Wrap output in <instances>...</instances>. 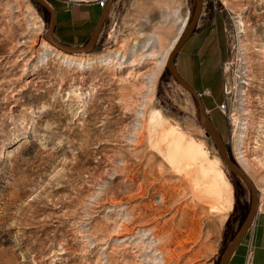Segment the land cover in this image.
<instances>
[{"label":"rangeland","instance_id":"1","mask_svg":"<svg viewBox=\"0 0 264 264\" xmlns=\"http://www.w3.org/2000/svg\"><path fill=\"white\" fill-rule=\"evenodd\" d=\"M48 1L57 18L96 2ZM114 1L95 48L69 53L35 0H0V264H219L248 216L249 184L166 65L195 0ZM203 2L176 66L250 163L264 143V0ZM252 180L246 264L264 244Z\"/></svg>","mask_w":264,"mask_h":264},{"label":"water","instance_id":"2","mask_svg":"<svg viewBox=\"0 0 264 264\" xmlns=\"http://www.w3.org/2000/svg\"><path fill=\"white\" fill-rule=\"evenodd\" d=\"M38 3H40L42 6H45L50 11V18H49V27L46 31L45 37L48 38L55 46L58 48H62L66 51L70 52H80V51H91V49L94 47L96 40L98 39V35L101 31L102 25L104 23V18L106 13L108 12L109 7L111 6L112 0H107L106 6L101 12L100 16L97 19V23L93 29V31L90 33V38L85 44H68L62 41H59L56 37H54V28L56 25V10L52 5L49 3L48 0H37ZM196 6L194 13L192 15L191 21L185 26V28L182 30L181 36L177 43L172 48V51L169 54V57L167 59L166 65L168 66L170 73L172 76L180 81L182 85H184L191 94H193L196 97L197 100V106L199 109V123L203 124L206 128V134L210 136L214 142L216 143L219 153L221 154L226 166L233 170L246 184H249L251 188V206L248 211V216L243 221L241 226L239 227L236 235L234 238L226 245L227 247L224 249L220 259L219 264H228L230 261V257L233 254L234 250L238 246V243L242 239V237L245 235V233L248 231L249 226L252 224L256 217V212L258 209V189L256 187V184H254L251 177H249L248 174L245 173L243 169L239 166V164L234 160L232 155L229 154L227 144L225 143V140L222 138L221 133L219 132L218 128L215 124L212 123V121L209 118V115H207V109L205 106V103L202 99V95L198 93L194 87L189 83L187 79L182 77L180 72L178 71L176 64H174V58L175 55L180 50L182 44L189 38V36L192 34V31L197 25V22L199 20L200 12L203 6V0H195Z\"/></svg>","mask_w":264,"mask_h":264},{"label":"crops","instance_id":"3","mask_svg":"<svg viewBox=\"0 0 264 264\" xmlns=\"http://www.w3.org/2000/svg\"><path fill=\"white\" fill-rule=\"evenodd\" d=\"M103 8L97 2L77 3L69 6H59V16L56 25V36L64 41L83 42L90 37V32L94 26V20L98 19ZM247 235V234H246ZM245 238V237H244ZM243 241V240H242ZM254 249L253 262L251 264H264V244L256 243ZM238 250V248H237ZM237 252V251H236ZM234 253V255L236 254ZM243 251L232 256L229 264H246V254Z\"/></svg>","mask_w":264,"mask_h":264},{"label":"bare ground","instance_id":"4","mask_svg":"<svg viewBox=\"0 0 264 264\" xmlns=\"http://www.w3.org/2000/svg\"><path fill=\"white\" fill-rule=\"evenodd\" d=\"M36 1V3H38L37 2V0H35ZM204 1V0H203ZM96 2L100 5V7H102L103 9L105 8V6H106V3H107V0H96ZM114 0H112V2H111V6L109 7V9H108V12L106 13V15H105V18H104V23H103V25H102V28H103V26H104V24H105V20H106V17L108 16V14H109V12H110V9H111V7L113 6V4H114ZM39 5H41L40 3H38ZM51 4V3H50ZM203 4H204V2H203ZM52 5V4H51ZM42 6V5H41ZM44 9H47L48 11H49V9L47 8V7H45V6H42ZM52 7H53V5H52ZM202 8H203V6H202ZM103 9H102V11H103ZM56 10V9H55ZM101 11V12H102ZM201 11H202V9H201ZM101 14V13H100ZM200 14H201V12H200ZM100 16V15H99ZM49 18H50V11H49ZM188 16H185V19H184V21H183V25H182V29H183V27L186 25V23H187V21H188ZM199 19H200V16H199ZM57 21H58V18H57V12H56V25H57ZM198 23H199V20H198V22H197V25H198ZM56 25H55V28H56ZM197 25H196V27L194 28V30L192 31V34L189 36V38L182 44V46H181V48H180V50L178 51V53L182 50V47L186 44V42L191 38V36L194 34L193 32L195 31V29L197 28ZM55 28H54V37H56L55 35ZM102 28H101V30H102ZM181 29V30H182ZM100 33H101V31H100ZM99 33V34H100ZM99 36V35H98ZM156 36V35H155ZM181 36V35H180ZM100 37V36H99ZM99 37H98V39H99ZM180 38V37H179ZM48 39V38H47ZM98 39L96 40V42H95V45H96V43H97V41H98ZM49 40V39H48ZM50 41V40H49ZM50 43L52 44V45H54L51 41H50ZM95 45H94V47L91 49V51L95 48ZM55 46V45H54ZM56 48H58L57 46H55ZM58 49H60V50H62V51H65V52H69V53H75V52H70V51H66V50H64V49H62V48H58ZM91 51H87L86 53H90ZM172 51V50H171ZM264 51V50H263ZM80 52H84V51H80ZM178 53L175 55V58H174V64H176V57H177V55H178ZM169 57V56H168ZM177 67V66H176ZM167 69H169L168 68V66H167ZM170 71V70H169ZM157 74H158V70L156 69L153 73H152V75L151 76H153V79L154 78H157ZM172 75V74H171ZM182 77H183V75H182ZM184 89H185V91H188L189 93H190V91L184 86V85H182L181 83H180V81H178L177 79H175ZM190 83V82H189ZM191 84V83H190ZM195 89V88H194ZM196 90V89H195ZM197 92H198V90H196ZM199 93V92H198ZM193 95V94H192ZM194 96V95H193ZM194 98L196 99V97L194 96ZM203 99V98H202ZM197 101V100H196ZM204 101V100H203ZM206 106V105H205ZM206 109H207V106H206ZM207 113H208V111H207ZM208 115V114H207ZM210 118V117H209ZM211 120V119H210ZM212 121V120H211ZM212 123H213V121H212ZM214 124V123H213ZM203 125V124H202ZM205 127V126H204ZM222 136V135H221ZM222 138H223V136H222ZM224 139V138H223ZM213 140V139H212ZM214 141V140H213ZM215 143V142H214ZM226 143V142H225ZM255 143H256V145H255V147H254V150H256V157H255V160L253 161V162H250V163H248L247 161H246V159L240 154V153H237V155H236V160H237V162H238V164H239V166L241 167V169H243L244 171H245V173L246 174H248L249 175V177H251L252 179H257V184H259V186H261V188L262 189H264V143L259 139V137H257V139H256V141H255ZM215 145H216V143H215ZM217 146V145H216ZM227 148H228V146H227ZM219 150V149H218ZM228 152H229V150H228ZM229 154H230V152H229ZM222 157V156H221ZM246 157V156H245ZM223 159V158H222ZM235 160V159H234ZM231 170V169H230ZM233 173H235L233 170H231ZM236 174V173H235ZM237 175V174H236ZM238 176V175H237ZM239 177V176H238ZM240 178V177H239ZM241 179V178H240ZM242 180V179H241ZM254 182V181H253ZM255 184V183H254ZM257 187V186H256ZM258 189V188H257ZM258 199H259V192H258ZM260 200V199H259ZM258 206H259V201H258ZM258 210V209H257ZM256 214H257V212H256ZM257 216V215H256ZM255 221V220H254ZM254 221L252 222V224L254 223ZM252 224L249 226V228L252 226ZM249 228H248V231L245 233V235L242 237V239L240 240V242L238 243V246H239V244L242 242V240L244 239V237L246 236V234L249 232ZM238 246L236 247V249L234 250V252H233V254L231 255V257H230V259H229V261L232 259V256L234 255V253L237 251V248H238ZM253 262V258H250L249 260H248V262H247V264H251ZM230 263V262H229ZM228 263V264H229Z\"/></svg>","mask_w":264,"mask_h":264},{"label":"flooded vegetation","instance_id":"5","mask_svg":"<svg viewBox=\"0 0 264 264\" xmlns=\"http://www.w3.org/2000/svg\"><path fill=\"white\" fill-rule=\"evenodd\" d=\"M182 75H184V77H185L186 79H188V80H189V81L195 86L196 89H198V88L196 87V81H195L194 79H192V77H188V76H186L185 74H182ZM201 77H202V76H201ZM211 91H213L212 88H211ZM229 224H231V222H230ZM225 230H226V232H229V231H230V230H229V225L226 226ZM241 244H242V242L239 244L238 249L241 247Z\"/></svg>","mask_w":264,"mask_h":264},{"label":"trees","instance_id":"6","mask_svg":"<svg viewBox=\"0 0 264 264\" xmlns=\"http://www.w3.org/2000/svg\"><path fill=\"white\" fill-rule=\"evenodd\" d=\"M41 6V5H40ZM100 6V5H99ZM42 7V6H41ZM43 8V7H42ZM102 8V7H101ZM44 9V8H43ZM48 13H49V11L47 10V9H45Z\"/></svg>","mask_w":264,"mask_h":264}]
</instances>
